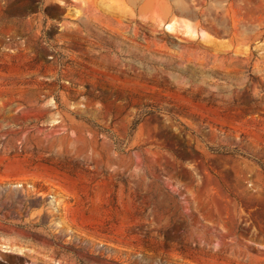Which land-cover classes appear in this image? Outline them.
I'll list each match as a JSON object with an SVG mask.
<instances>
[{
	"label": "rangeland",
	"instance_id": "rangeland-1",
	"mask_svg": "<svg viewBox=\"0 0 264 264\" xmlns=\"http://www.w3.org/2000/svg\"><path fill=\"white\" fill-rule=\"evenodd\" d=\"M0 264H264V0H0Z\"/></svg>",
	"mask_w": 264,
	"mask_h": 264
},
{
	"label": "trees",
	"instance_id": "trees-1",
	"mask_svg": "<svg viewBox=\"0 0 264 264\" xmlns=\"http://www.w3.org/2000/svg\"><path fill=\"white\" fill-rule=\"evenodd\" d=\"M140 123V120H136L133 123V130L136 128V126Z\"/></svg>",
	"mask_w": 264,
	"mask_h": 264
}]
</instances>
